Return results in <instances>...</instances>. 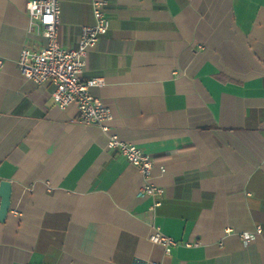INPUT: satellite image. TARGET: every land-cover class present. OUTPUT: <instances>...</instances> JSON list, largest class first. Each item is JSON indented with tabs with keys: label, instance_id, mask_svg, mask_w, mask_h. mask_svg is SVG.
Instances as JSON below:
<instances>
[{
	"label": "crops",
	"instance_id": "obj_1",
	"mask_svg": "<svg viewBox=\"0 0 264 264\" xmlns=\"http://www.w3.org/2000/svg\"><path fill=\"white\" fill-rule=\"evenodd\" d=\"M58 1L59 43L77 49L94 0ZM108 1L82 78L102 79L110 133L153 159L164 192L144 194L98 125L22 75L46 41L29 0H0V264H264V0Z\"/></svg>",
	"mask_w": 264,
	"mask_h": 264
},
{
	"label": "built area",
	"instance_id": "obj_2",
	"mask_svg": "<svg viewBox=\"0 0 264 264\" xmlns=\"http://www.w3.org/2000/svg\"><path fill=\"white\" fill-rule=\"evenodd\" d=\"M92 6L95 23L83 27L79 47L70 50L63 48L58 39L61 17L59 1L29 0L26 9L31 28L41 29L46 43L37 51L25 48L19 60V69L27 80L38 85L52 83L54 85L52 96L60 108L77 106L83 124L98 125L108 135L109 149H118L131 164L139 168L144 180L143 193L157 198L163 194L164 189L155 186L152 182L153 159L135 144L125 142L119 136L110 133V123L113 119L111 109L91 92L92 88L102 85V79L92 78L84 81L82 78L89 52L110 30V21L107 17L109 1L94 0ZM162 171L165 172V168ZM160 204V201L156 200L151 211L154 212ZM261 231V227H258L257 233ZM150 239L162 247L167 254L179 245L171 237L163 235L160 229H156Z\"/></svg>",
	"mask_w": 264,
	"mask_h": 264
},
{
	"label": "water",
	"instance_id": "obj_3",
	"mask_svg": "<svg viewBox=\"0 0 264 264\" xmlns=\"http://www.w3.org/2000/svg\"><path fill=\"white\" fill-rule=\"evenodd\" d=\"M13 185L10 181L3 180L0 182V222H4L11 208Z\"/></svg>",
	"mask_w": 264,
	"mask_h": 264
}]
</instances>
